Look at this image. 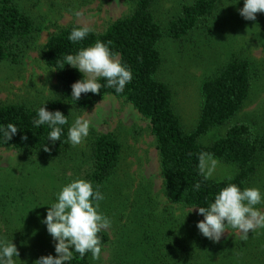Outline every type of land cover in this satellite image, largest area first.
Wrapping results in <instances>:
<instances>
[{
  "label": "rangeland",
  "instance_id": "obj_1",
  "mask_svg": "<svg viewBox=\"0 0 264 264\" xmlns=\"http://www.w3.org/2000/svg\"><path fill=\"white\" fill-rule=\"evenodd\" d=\"M14 1L33 18L36 29L30 38L12 46L13 61H0V105L38 107L59 96V74L41 58L48 38L58 30L86 26L102 33L134 10L132 0ZM194 1L153 0L151 11L166 31L182 7ZM242 7L243 0H218L213 14L201 20L189 35L179 41L165 37L159 45V79L170 87L174 111L187 132L195 128L200 115L203 80L232 58L251 63L249 100L227 124L201 137L202 145L224 137L231 125L243 122L252 125L256 133H264V13H257L255 21L245 20L239 13ZM77 11L80 16L74 15ZM65 111L70 124L78 116L92 123L88 137L80 145L68 143L64 153L53 159L0 149V239H13L19 251L16 264H33L41 256L56 255L54 241L41 221L62 185L76 178L87 180L92 167L91 141L97 134H114L122 154L116 172L105 185V199L100 202V210L111 219L110 226L102 231L110 236L112 245L102 248L98 260L91 256V264H112L114 257L124 254L126 243L131 249L135 247L145 229L159 240L166 216H172L175 222L185 213L197 221L203 219L196 210L167 206L149 120L130 103L106 96L90 109L65 107ZM216 161L210 179L225 180L235 175L233 166ZM260 209L264 211V207ZM156 217L161 218L156 221ZM240 235L236 230H226L216 243ZM147 264H152L151 258Z\"/></svg>",
  "mask_w": 264,
  "mask_h": 264
},
{
  "label": "trees",
  "instance_id": "obj_2",
  "mask_svg": "<svg viewBox=\"0 0 264 264\" xmlns=\"http://www.w3.org/2000/svg\"><path fill=\"white\" fill-rule=\"evenodd\" d=\"M132 1L134 10L109 25L104 32L91 31L84 40L72 43L68 36L75 26H70L51 35L44 45L41 58L49 69L58 72L61 86L59 96L47 103L46 108L61 111L69 121V124L62 126L61 142L53 144L47 140L50 130L46 125L35 127L32 124L37 118V109L43 105H0V126L13 123L19 128L7 142L0 135V149L56 158L68 146L70 118L65 107L84 111L100 99L113 96L127 101L143 118L149 120L158 151L162 191L167 206L179 210L206 206L227 183H236L241 188L259 187L264 192V133H256L252 125L243 122L231 125L224 137L207 146L200 143L201 137L227 124L249 100L253 82L251 63L232 58L203 80L200 87V115L195 128L188 132L174 111L170 87L159 79L161 41L165 37L179 41L189 35L201 20L213 14L218 0H195L183 6L180 15L168 24L166 31L162 30L151 11L153 0ZM35 29L33 18L22 11L14 0H0V61H13L12 46L30 38ZM96 40L110 42L109 47L117 58L132 70V80L122 93L117 94L112 88L102 87L99 94H81L76 101L71 97V85L81 79L82 74L68 65L63 68L64 56L75 54ZM99 82L102 85L106 83L103 79ZM45 146L48 151H45ZM201 152L212 153L216 160L233 166L235 175L231 180L205 179L198 170V155ZM121 154V143L114 134L93 136L92 167L87 180L102 193L116 172ZM197 182L201 185L199 190L194 187ZM193 210L198 214L197 209ZM160 218L156 217V221ZM163 220L161 225L164 231L159 233V240L149 236L145 229L133 249L125 242L127 248L124 254L114 257L112 264H147L149 258L152 264H264V229L249 231L247 239H241V235L231 236L224 242L216 243L199 232L196 227L198 221L191 214H182L176 222L172 216H166ZM99 236L102 248L112 245L107 233L101 230ZM91 256V252L83 258L74 253L71 264H91Z\"/></svg>",
  "mask_w": 264,
  "mask_h": 264
},
{
  "label": "clouds",
  "instance_id": "obj_3",
  "mask_svg": "<svg viewBox=\"0 0 264 264\" xmlns=\"http://www.w3.org/2000/svg\"><path fill=\"white\" fill-rule=\"evenodd\" d=\"M239 13L245 20L255 21L257 13H264V0H243ZM74 15L80 16L81 13L77 11ZM91 31L86 26L73 27L68 39L78 43ZM109 44L96 40L91 46L64 56L63 68L68 65L82 74V78L71 85V97L76 101L81 94H99L102 87L112 88L117 94L122 93L131 82L132 70L117 58ZM101 79L106 83L102 85L99 82ZM32 124L35 127L46 125L50 130L47 140L55 144L56 141L61 142L62 126L69 124V121L61 111L47 110L45 102L37 109V118ZM91 127L90 120L76 117L68 127L66 142L73 147L80 145L88 137ZM18 130L15 124L8 123L0 126V135L7 142ZM48 150L45 146V151ZM216 166L217 161L212 153L201 152L198 155L199 174L205 179L213 176ZM194 187L199 190L201 185L197 182ZM104 199V194L90 180L76 178L62 185L55 202L47 205L46 216L41 221L54 241L56 255L41 256L33 264H71L74 253L83 258L88 252H91L94 260H98L102 252L99 233L111 224L110 217L100 210V202ZM257 205H264V192L259 187L241 188L236 183H227L215 194L212 202L203 207H193L191 211L195 208L203 216L196 224L199 232L213 242H219L228 228L238 231L241 239H247L250 230L264 229V211ZM18 257L19 251L13 239H0V264H16Z\"/></svg>",
  "mask_w": 264,
  "mask_h": 264
}]
</instances>
